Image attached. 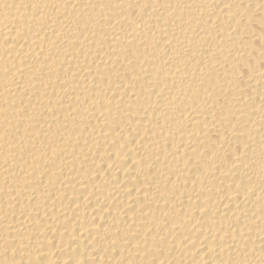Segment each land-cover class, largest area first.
<instances>
[{
    "label": "bare ground",
    "instance_id": "bare-ground-1",
    "mask_svg": "<svg viewBox=\"0 0 264 264\" xmlns=\"http://www.w3.org/2000/svg\"><path fill=\"white\" fill-rule=\"evenodd\" d=\"M0 264H264V0H0Z\"/></svg>",
    "mask_w": 264,
    "mask_h": 264
}]
</instances>
